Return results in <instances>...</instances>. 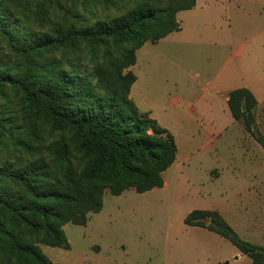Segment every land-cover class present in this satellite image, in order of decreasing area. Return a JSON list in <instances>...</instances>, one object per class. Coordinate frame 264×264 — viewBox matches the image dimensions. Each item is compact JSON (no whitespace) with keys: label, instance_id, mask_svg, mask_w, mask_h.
Listing matches in <instances>:
<instances>
[{"label":"rangeland","instance_id":"obj_1","mask_svg":"<svg viewBox=\"0 0 264 264\" xmlns=\"http://www.w3.org/2000/svg\"><path fill=\"white\" fill-rule=\"evenodd\" d=\"M141 0H0V71L36 87L53 71L92 76L106 48L41 46L57 27L111 22ZM180 29L136 52L130 97L175 136L165 185L144 193L104 191L85 225L67 223L70 249L40 244L58 264H251L227 238L184 223L195 209L217 210L238 235L264 246V148L236 121L229 92L248 87L264 134V0H197L177 13ZM75 146L43 103L16 83L0 85V193L22 188L4 169L25 167L51 147ZM13 193V192H10ZM242 256L235 259L236 256ZM229 261L228 263H225Z\"/></svg>","mask_w":264,"mask_h":264},{"label":"trees","instance_id":"obj_2","mask_svg":"<svg viewBox=\"0 0 264 264\" xmlns=\"http://www.w3.org/2000/svg\"><path fill=\"white\" fill-rule=\"evenodd\" d=\"M196 4L197 0H141L121 18L94 27H57L54 35L41 40L45 47L87 42L106 48L92 76L53 71L36 87L0 71V85L21 86L33 101L43 103L58 129L74 132L76 143L54 144L50 161L41 156L17 170L4 169L22 191L0 193V264H58L39 245L70 249L64 226L87 224L90 213L102 210L105 189L120 195L129 188L144 193L164 187L163 173L177 158L176 138L130 97L137 80L130 67L146 41L178 31L177 13ZM4 24L0 17V29ZM227 104L233 118L264 148L252 90L230 91ZM184 223L227 238L252 264H264V246L242 239L219 211L195 209Z\"/></svg>","mask_w":264,"mask_h":264},{"label":"crops","instance_id":"obj_3","mask_svg":"<svg viewBox=\"0 0 264 264\" xmlns=\"http://www.w3.org/2000/svg\"><path fill=\"white\" fill-rule=\"evenodd\" d=\"M228 99V96L226 97V100ZM165 185V184H164ZM206 229V228H205ZM208 230V229H207ZM244 254V253H243ZM246 255V254H245ZM242 256V254H240L239 256H236L235 259H239ZM229 261L226 260L225 263H228ZM251 264H252V259H251Z\"/></svg>","mask_w":264,"mask_h":264}]
</instances>
